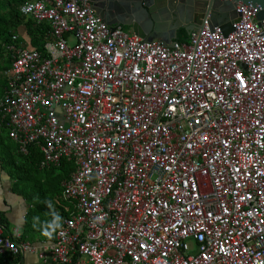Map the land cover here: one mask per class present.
<instances>
[{"label": "built area", "instance_id": "built-area-1", "mask_svg": "<svg viewBox=\"0 0 264 264\" xmlns=\"http://www.w3.org/2000/svg\"><path fill=\"white\" fill-rule=\"evenodd\" d=\"M42 51L4 44L1 121L42 167L74 163L49 264H264V25L147 41L92 0H29ZM264 23V21H263ZM0 222V253L34 250Z\"/></svg>", "mask_w": 264, "mask_h": 264}, {"label": "trees", "instance_id": "trees-1", "mask_svg": "<svg viewBox=\"0 0 264 264\" xmlns=\"http://www.w3.org/2000/svg\"><path fill=\"white\" fill-rule=\"evenodd\" d=\"M28 0H0V90L7 84L4 71L10 67L4 44L14 42L16 34L23 32L28 37L29 47L42 51L46 41L48 24H38L21 12V5ZM187 32L183 30L182 35ZM19 41H24L20 38ZM0 122L1 116H0ZM5 134V135H4ZM0 139L7 138V153L4 162L9 167L14 181V190L21 193L29 202L26 214V229L41 232L48 239L54 240L61 223L62 215L66 213V202L62 196L63 182L74 170V163L63 159L59 166L42 167L43 152L37 143L27 146V151L21 150L18 142L12 141L7 131L0 130ZM5 137V138H4ZM3 138V139H2ZM9 149V150H8ZM59 209V210H57ZM0 222L7 226L8 221L0 212ZM25 235L26 237V230ZM20 255H0V264H18Z\"/></svg>", "mask_w": 264, "mask_h": 264}, {"label": "water", "instance_id": "water-1", "mask_svg": "<svg viewBox=\"0 0 264 264\" xmlns=\"http://www.w3.org/2000/svg\"><path fill=\"white\" fill-rule=\"evenodd\" d=\"M97 1L105 5L106 15L96 7ZM238 2L258 5L259 23L264 25V0H92V7L111 25H128L147 41L172 44L179 29L189 32L206 22L231 32L233 22L239 19Z\"/></svg>", "mask_w": 264, "mask_h": 264}, {"label": "crops", "instance_id": "crops-1", "mask_svg": "<svg viewBox=\"0 0 264 264\" xmlns=\"http://www.w3.org/2000/svg\"><path fill=\"white\" fill-rule=\"evenodd\" d=\"M48 27H49V29L45 33L46 34V41H47L48 33L50 30L49 25H48ZM183 30H185V29L184 28L179 29L180 33H179V37L177 40H181L180 39L181 38V32ZM17 35H19V34H16L15 36H17ZM21 37L24 38V41H19V39ZM25 38L26 37L19 35V36H17V40L15 42L19 46H21V44L23 42H26V43H24V46H29V41H27ZM182 39H183V35H182ZM46 41H45V43H46ZM10 61H11V59H10ZM10 66H11V64H10ZM6 71H7V69L4 71L3 76L4 77L6 76V78H7ZM6 86H7V84L2 88V91L0 90V97H2ZM4 129L8 133L7 127L3 124V122L2 123L0 122V130L2 131ZM2 136L3 135H0V138ZM8 136H9V134H8ZM11 140L17 142L16 140H14L12 138H11ZM3 142H7V138H5L3 140L0 139V212L3 213L4 217H6V219L8 221V224L6 226L7 229L10 232L11 231L13 232L15 230L19 231L21 233V239L24 241L30 242L35 247L34 250L27 251V252H24L23 254H21L19 256L20 259H19L18 264H47V263H44L40 259L39 255H38V251L41 248H45V246L52 244L55 241L56 234H55L54 240L48 239L45 235H43L41 232H38V231H34V232L41 233L42 235H40V237L37 239H29L28 238L29 235H26V237H24L25 229H26V227H25V225H26V214H27V211L29 208V202L21 193L14 190V187H13L14 184L13 183L15 180L11 176V172L9 170V167L4 162V156L7 153V145H5ZM66 209H67V204L65 206V210ZM57 210H59V209H57ZM66 214H67V211L64 215H62L60 225L62 224L63 218L65 217ZM60 225H59V227H60ZM57 231H58V229H57ZM57 231H56V233H57ZM8 253H10V252L0 253V255H7Z\"/></svg>", "mask_w": 264, "mask_h": 264}, {"label": "rangeland", "instance_id": "rangeland-1", "mask_svg": "<svg viewBox=\"0 0 264 264\" xmlns=\"http://www.w3.org/2000/svg\"><path fill=\"white\" fill-rule=\"evenodd\" d=\"M124 28H125V30L126 31H129V32H133L130 28V26H124ZM188 33V32H187ZM20 36H23V37H26V34L25 33H23V32H20V33H18ZM19 35H17V36H19ZM27 41H28V38L26 37L25 38ZM183 39H189L188 38V34L186 35V34H184L183 35ZM24 43H26V42H23L21 45H24ZM26 235H29L28 236V238L29 239H37V238H39L40 237V235H42L41 233H38V232H34L33 230H27L26 231Z\"/></svg>", "mask_w": 264, "mask_h": 264}, {"label": "flooded vegetation", "instance_id": "flooded-vegetation-1", "mask_svg": "<svg viewBox=\"0 0 264 264\" xmlns=\"http://www.w3.org/2000/svg\"><path fill=\"white\" fill-rule=\"evenodd\" d=\"M96 7L100 11H103L105 15L107 14V10L105 9V5H103L102 3H99V1L96 2Z\"/></svg>", "mask_w": 264, "mask_h": 264}]
</instances>
